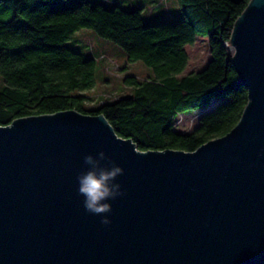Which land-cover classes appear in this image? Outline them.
I'll list each match as a JSON object with an SVG mask.
<instances>
[{
    "label": "water",
    "instance_id": "water-1",
    "mask_svg": "<svg viewBox=\"0 0 264 264\" xmlns=\"http://www.w3.org/2000/svg\"><path fill=\"white\" fill-rule=\"evenodd\" d=\"M229 49L247 102L191 151L138 149L76 109L0 124V264H264V0L248 1ZM99 151L124 169L107 226L76 191Z\"/></svg>",
    "mask_w": 264,
    "mask_h": 264
},
{
    "label": "trees",
    "instance_id": "trees-1",
    "mask_svg": "<svg viewBox=\"0 0 264 264\" xmlns=\"http://www.w3.org/2000/svg\"><path fill=\"white\" fill-rule=\"evenodd\" d=\"M130 1L0 0V124L66 109L102 113L141 150L191 151L229 131L247 102L229 45L249 0H177L171 10L159 0L157 19ZM166 9L175 20L163 18ZM80 29L117 45L127 62L141 60L151 72L142 79L124 75L129 94L87 106L84 91L95 86L102 53L78 44L74 36ZM199 35L206 37L209 58L199 70L182 74L186 46ZM213 99L216 104L205 109ZM198 108L204 110L191 130L174 129L178 114Z\"/></svg>",
    "mask_w": 264,
    "mask_h": 264
},
{
    "label": "rangeland",
    "instance_id": "rangeland-1",
    "mask_svg": "<svg viewBox=\"0 0 264 264\" xmlns=\"http://www.w3.org/2000/svg\"><path fill=\"white\" fill-rule=\"evenodd\" d=\"M177 2V0H166L165 6L169 7L171 5L176 7ZM140 5L143 6L142 12L144 16L154 11L156 12L159 8L154 0H141ZM122 6L124 8H132L126 4H123ZM169 11L167 9L165 10L163 18L175 20V17L177 16L174 15L173 17H170ZM147 19L148 18H146V22ZM74 37L78 39V44L81 43L87 46L90 50L92 49L102 53L101 59L106 62L104 67L98 70V65L101 63L100 60L98 61L95 86L90 90L84 91L90 97V100L86 102L87 106L94 105L96 102L102 101L106 98H115L120 95L129 94L131 92V87L124 83V75L132 74L137 78L142 79L147 77L151 72L150 68L141 60L127 62L125 54L117 45L98 37L90 30L80 29L75 33ZM73 44L77 45V42H73ZM186 49L189 59L182 74L199 70L209 58L207 40L206 37H203L202 35H199L194 43L188 44ZM124 67H126L125 70H123ZM2 83L3 80L0 76V84ZM216 101L217 99L211 100L205 109L212 108L216 104ZM203 110L204 108H198L196 110L181 112L175 118L174 129L180 132L191 130L197 124L198 118L201 114L200 112Z\"/></svg>",
    "mask_w": 264,
    "mask_h": 264
},
{
    "label": "clouds",
    "instance_id": "clouds-1",
    "mask_svg": "<svg viewBox=\"0 0 264 264\" xmlns=\"http://www.w3.org/2000/svg\"><path fill=\"white\" fill-rule=\"evenodd\" d=\"M85 170L76 176L77 195L83 197L84 210L92 215L100 216L102 225H110L108 215L112 205L108 201L124 195L117 178L124 169L116 164L104 151L97 155L87 154L83 157Z\"/></svg>",
    "mask_w": 264,
    "mask_h": 264
},
{
    "label": "crops",
    "instance_id": "crops-1",
    "mask_svg": "<svg viewBox=\"0 0 264 264\" xmlns=\"http://www.w3.org/2000/svg\"><path fill=\"white\" fill-rule=\"evenodd\" d=\"M154 1L155 2H158L159 0H154ZM130 2L133 3V4H135V5H139L141 3V0H131ZM177 6H178V3H177ZM176 7L170 5L169 6V9L171 10L173 8H176ZM148 16L150 17V19H157L156 16H155V14H154V12L149 13ZM100 61H101V63L98 65V70L101 69L102 67H104V65L106 64V62L103 59H100Z\"/></svg>",
    "mask_w": 264,
    "mask_h": 264
}]
</instances>
